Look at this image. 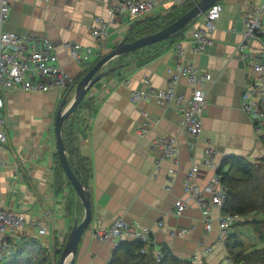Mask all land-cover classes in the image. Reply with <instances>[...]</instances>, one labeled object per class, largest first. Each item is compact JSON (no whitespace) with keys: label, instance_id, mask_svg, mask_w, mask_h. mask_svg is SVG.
I'll return each mask as SVG.
<instances>
[{"label":"crops","instance_id":"0c3cea01","mask_svg":"<svg viewBox=\"0 0 264 264\" xmlns=\"http://www.w3.org/2000/svg\"><path fill=\"white\" fill-rule=\"evenodd\" d=\"M184 1L161 0L146 16H163L171 7ZM261 1H215L221 4L222 11L211 33L212 45L204 50H194L193 40L194 30L203 22L201 15L172 43L144 46L133 54H123L117 63L113 60L101 69L114 70L106 72L88 90L86 96L93 104L91 111L84 110L74 123V145L90 169L88 186L92 215L72 264L109 262L113 244L97 241L94 230L108 228L116 217L148 229L147 246L155 253L166 244L174 255L192 264H227L224 258L229 253L219 238L221 209L212 204L204 208L194 201H190L181 214H175L173 208L177 198L185 197L183 180L192 165L198 167L194 180L202 188L216 175V169L226 156L236 155L249 160L264 156L259 137L264 131L255 129L254 116L243 111L241 98L247 89L264 86V80L259 79L252 68L253 62L264 61V12L263 33L259 39L242 41L243 17L256 10ZM109 6L110 3L98 0H10L4 29L26 37L20 52L24 55L29 53L32 45H39V39H50L56 47L59 64L74 80L83 76L126 36L135 20L140 19L128 15L110 19ZM94 16L110 19L106 38L92 35ZM67 42L89 47L92 55L85 62L76 63L63 46ZM242 42L244 47H240ZM8 49L13 51L14 47ZM180 59L211 75L203 86L206 105L201 116L202 130L197 136L180 129L179 106L174 100L159 103L153 96L137 101L129 99L130 91L134 89L164 88L166 69ZM75 85L70 83L67 88L46 92L2 91L4 106L0 116L4 118L7 140L0 143V208L22 212L29 220L39 219L46 228L43 235L29 223L14 230L9 234L11 249L31 237L48 252L59 249L67 239L73 221L83 217V205L74 189L63 185L64 189L57 191L55 184L54 115L62 96L68 93L70 97ZM179 93L186 97L191 93V87L183 78L175 87V94ZM142 111L159 122L140 136L136 129L143 121ZM165 135L176 138V153L160 160L155 177L152 175L153 161L161 147L154 145V140ZM208 148L213 149L210 164L205 163ZM65 179L64 175L63 184ZM203 194L207 198L210 196L207 192ZM204 216L210 219L209 230L205 228ZM256 217L260 216L257 214ZM245 218L237 216L228 228V234L238 235L244 252L264 247L258 237L260 243L254 235L249 236L248 242L233 230L238 221ZM159 221L162 222L160 226ZM180 229L188 231L179 234Z\"/></svg>","mask_w":264,"mask_h":264},{"label":"built area","instance_id":"2783aa9c","mask_svg":"<svg viewBox=\"0 0 264 264\" xmlns=\"http://www.w3.org/2000/svg\"><path fill=\"white\" fill-rule=\"evenodd\" d=\"M50 2L51 0H43ZM110 3L107 9L110 19L117 16L128 15L132 18H143L161 1V0H98ZM10 11V0H0V110L4 106L2 91L13 89H22L29 92H46L53 88H67L73 82L72 77L59 64L58 56L55 51V45L47 37L39 39V45L34 47L28 54H20L26 44V37L13 31L4 29ZM222 6L219 3H213L202 14V25L193 32L194 50L201 51L207 46L212 45L211 33L216 28V22L220 17ZM264 12V0L259 7L245 13L243 22L245 30L243 32V42L248 38L259 39L263 33L262 13ZM110 19L106 20L101 16H94V26L91 33L96 38H106L110 29ZM240 47H244V43ZM9 46L14 47L11 51ZM69 52L72 60L76 63L85 62L91 55L92 50L89 47H81L78 44L67 42L63 45ZM253 70L258 73L259 79L264 80V61H255L252 63ZM167 80L164 88L134 89L130 91L129 99L137 101L150 96L156 98L161 103L174 100L178 106L179 127L182 131L192 136H197L202 130L201 116L206 105V92L203 89L204 84L211 79L210 73L200 69L191 62L179 60L174 66L166 69ZM183 78L191 87L189 96L182 93L175 94V87L179 79ZM148 83V80H144ZM242 109L244 112L254 116V126L256 130L264 128V86L247 89L241 95ZM143 121L136 129L140 136L144 135L152 126L158 124L159 119L150 117L147 113L141 112ZM4 118L0 116V143L7 140L3 130ZM154 145H159L161 150L155 156L153 161V174L157 176L160 169V160L162 158L173 157L176 153V138L174 136H159L154 140ZM213 149L205 150V163H211ZM198 167L192 165L186 171L183 180V192L185 197L177 198L174 202L173 212L181 214L190 201H194L199 206L207 207L212 204L222 208L226 197V189L220 183L217 175L204 186L200 187L194 180V174ZM209 193L207 198L203 193ZM237 219V215L222 213L218 219L219 238L225 243L228 235V228L231 227ZM26 223L37 227V233L43 235L46 228L39 219L29 220L22 212H16L11 209L0 208V264L13 258L15 249H11L9 234L16 229L23 227ZM206 230L211 227L208 216H204ZM162 225V222H158ZM188 230L180 229L179 234H184ZM150 232L148 229H141L128 223L123 217H116L106 229L94 230V238L100 242H112L113 249L122 241L137 239L144 246L140 249L145 252L149 241ZM156 258L160 257V252L155 253ZM227 264H234L231 256L224 258Z\"/></svg>","mask_w":264,"mask_h":264},{"label":"trees","instance_id":"16d2710c","mask_svg":"<svg viewBox=\"0 0 264 264\" xmlns=\"http://www.w3.org/2000/svg\"><path fill=\"white\" fill-rule=\"evenodd\" d=\"M197 1L198 0H185L184 3L179 6L171 7L163 16L152 18L146 16L139 20H135L125 36L126 41H132L140 36L148 35L160 30L191 9ZM216 2H219V0ZM184 28L174 33L171 37L152 45H156L157 43L163 44L165 42L172 43L175 38L180 36V33ZM152 45H149L148 47H153ZM137 50L138 49L131 51L130 53L133 54ZM142 50L143 49H141V51ZM121 56L117 57L114 61L117 63ZM113 70L114 69H108L106 72ZM81 77L82 75L75 78L72 84L75 85ZM92 105V99L85 95L73 113L64 121L62 126L63 139L68 159L70 160L71 166L75 170L78 179L85 183H88L90 169L87 160L77 152V148L74 145V123L79 120L84 110H87L89 113ZM75 116H77V118L74 120ZM259 137L260 142L264 147V134H261ZM54 162L56 165V190H63V185L69 186L70 189L73 190L56 153L54 154ZM64 175L66 178L65 184H63ZM216 175L218 176L220 183L226 189V197L221 212L224 214L245 217L251 213L258 214L260 217L245 218L243 221H238L237 224H249L253 228L257 237L264 242V156L254 160H249L236 155L226 156L222 159L216 169ZM225 245L229 255L236 264H239L240 262L247 264H264V247L253 248L251 251L244 252L241 247L242 241L235 233L227 235ZM143 246L144 244L137 239L122 241L113 249L111 258L107 264H192L190 261L174 255L166 244L161 246L159 258H156L155 252L149 245L145 252H141L140 249ZM239 248L241 250L238 251L237 249ZM61 250L62 247L54 249V252L56 255H59ZM1 264H52L51 252L44 249L36 238L31 237L21 245L16 246L12 259L4 261Z\"/></svg>","mask_w":264,"mask_h":264},{"label":"water","instance_id":"95a60500","mask_svg":"<svg viewBox=\"0 0 264 264\" xmlns=\"http://www.w3.org/2000/svg\"><path fill=\"white\" fill-rule=\"evenodd\" d=\"M217 0H199L196 4L187 12L179 16L176 20L169 23L160 30L154 33L140 36L132 41H126V37L121 39L112 49L104 53L92 67L78 80L76 83L72 95L68 97V93H65L55 111L54 115V131H55V146L56 154L63 167L64 173L75 193L79 197L83 205V217L80 221L75 219L72 227L68 233L67 239L62 247V250L58 257L54 249L51 251L52 264H72L76 255L77 246L83 232L88 228L91 221V204L89 186L86 182H81L75 170L71 166V162L68 159L67 150L65 148L62 126L64 121L73 113L77 108L81 100L87 94L88 90L99 81L102 76L105 75L106 70H101L104 66L115 60L117 57L130 53L136 49L148 46L155 42L165 40L171 37L174 33L181 30L185 26L191 24L195 19L200 17L208 7H210Z\"/></svg>","mask_w":264,"mask_h":264},{"label":"rangeland","instance_id":"374dc122","mask_svg":"<svg viewBox=\"0 0 264 264\" xmlns=\"http://www.w3.org/2000/svg\"><path fill=\"white\" fill-rule=\"evenodd\" d=\"M262 131H264V128L262 129ZM256 215L257 214L251 213L249 215H246V217L247 218H253V217H256ZM239 218L242 219V216H239ZM233 230H235V231L237 230L240 233V235H242L244 238H247L248 242L250 241L249 236L250 235H254V237H256V241L258 243H260L258 238H257V236H256V234L253 232L252 228L247 223L237 224V225L234 226ZM262 244H263V242H262Z\"/></svg>","mask_w":264,"mask_h":264}]
</instances>
